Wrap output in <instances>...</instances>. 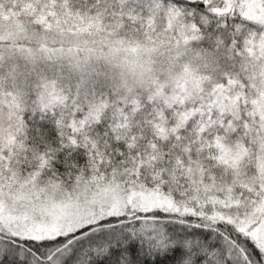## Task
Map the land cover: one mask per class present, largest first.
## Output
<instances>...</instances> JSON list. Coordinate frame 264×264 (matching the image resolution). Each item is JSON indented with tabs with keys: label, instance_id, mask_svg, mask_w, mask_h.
Segmentation results:
<instances>
[{
	"label": "snow or ice",
	"instance_id": "1",
	"mask_svg": "<svg viewBox=\"0 0 264 264\" xmlns=\"http://www.w3.org/2000/svg\"><path fill=\"white\" fill-rule=\"evenodd\" d=\"M0 264H264V0H0Z\"/></svg>",
	"mask_w": 264,
	"mask_h": 264
}]
</instances>
